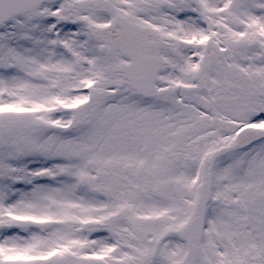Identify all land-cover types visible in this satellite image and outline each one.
<instances>
[{"label": "snow or ice", "instance_id": "6c2138e0", "mask_svg": "<svg viewBox=\"0 0 264 264\" xmlns=\"http://www.w3.org/2000/svg\"><path fill=\"white\" fill-rule=\"evenodd\" d=\"M0 264H264V0H0Z\"/></svg>", "mask_w": 264, "mask_h": 264}]
</instances>
